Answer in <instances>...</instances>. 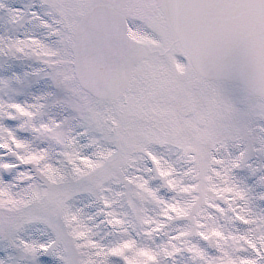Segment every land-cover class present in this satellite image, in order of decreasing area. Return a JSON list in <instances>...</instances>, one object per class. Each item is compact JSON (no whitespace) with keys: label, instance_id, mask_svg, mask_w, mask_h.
Here are the masks:
<instances>
[{"label":"snow or ice","instance_id":"snow-or-ice-1","mask_svg":"<svg viewBox=\"0 0 264 264\" xmlns=\"http://www.w3.org/2000/svg\"><path fill=\"white\" fill-rule=\"evenodd\" d=\"M0 264H264V0H0Z\"/></svg>","mask_w":264,"mask_h":264}]
</instances>
